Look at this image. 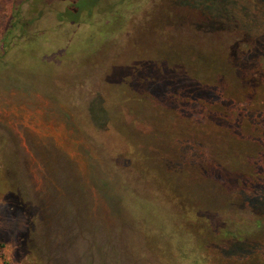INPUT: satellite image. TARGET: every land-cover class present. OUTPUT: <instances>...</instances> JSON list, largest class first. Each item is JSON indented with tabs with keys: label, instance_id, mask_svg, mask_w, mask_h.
Returning <instances> with one entry per match:
<instances>
[{
	"label": "rangeland",
	"instance_id": "374dc122",
	"mask_svg": "<svg viewBox=\"0 0 264 264\" xmlns=\"http://www.w3.org/2000/svg\"><path fill=\"white\" fill-rule=\"evenodd\" d=\"M229 1L203 0L218 15L211 26L198 0H0V264H197L189 233L174 224L183 213L161 198L160 168L204 209L233 197L223 191L231 182L222 181V194L212 176L231 171L264 208V42L254 61L229 72L217 57L234 28L248 39L264 26L254 21L253 0ZM71 11L89 19L74 24ZM177 48L176 62L169 52ZM187 55L196 67L210 65L203 91L174 89L181 67L166 68L190 63ZM109 84L148 98L136 106L147 123H122L154 143L142 166L109 123ZM189 219L198 231H245L253 221L212 211ZM200 239L195 247L204 252ZM248 249L231 244L222 264H255ZM203 255L196 253L202 264Z\"/></svg>",
	"mask_w": 264,
	"mask_h": 264
},
{
	"label": "trees",
	"instance_id": "16d2710c",
	"mask_svg": "<svg viewBox=\"0 0 264 264\" xmlns=\"http://www.w3.org/2000/svg\"><path fill=\"white\" fill-rule=\"evenodd\" d=\"M70 1V0H69ZM81 1V0H80ZM99 2V0H96V2ZM128 0H120V4L123 2H126ZM177 1V0H176ZM201 1L203 9L206 8L205 4L203 3V0H198ZM209 2H221L227 1V4L229 6L230 1L229 0H207ZM233 3L238 2V0H232ZM193 3H195L193 1ZM254 7H255V12H256V18H254V21L259 22L261 19V24L264 26V0H253L252 1ZM23 2L20 1V4H17L15 12H20L21 7H22ZM76 4V3H75ZM74 4V5H75ZM80 4V3H79ZM112 5V4H111ZM113 8V5H112ZM111 8V10H112ZM234 11L236 7H233ZM212 9V8H211ZM210 7H207L204 10L209 11L208 13L210 14L208 17V22L211 24V26H215L218 24V19L216 13L214 12L215 10H211ZM83 8H81V11ZM110 10V11H111ZM86 11V10H85ZM72 12V13H71ZM69 12L70 14V19L68 21L77 24L79 23L80 20L82 19H89L87 18H82L79 15L76 16L74 11ZM60 14V13H59ZM229 15V14H227ZM58 19L60 22L66 20L64 16L58 15ZM77 21V22H76ZM253 21H250L252 23ZM244 23V22H243ZM17 25V22L13 24V26L10 28L8 33L6 34V37L3 42V47L4 50H7L8 46L6 44V41L9 39V36L15 30V27ZM162 32H164L163 29H161ZM237 27L234 28L232 31H230V34H232L233 37L229 43L225 42L224 44H218V49H219V54L217 55L220 60L225 63V72H229V69H238L243 67V63L248 64L251 61H254L255 58H257L260 55V49L262 48V43L264 42V33L263 34H254V36L251 38L249 37L246 39V35H238L234 34L235 31H237ZM10 34V35H9ZM178 34V33H177ZM170 34L163 33L159 37L160 39H163L164 41V47L167 49H171V46H168L167 43L170 38H168ZM24 36V34H22ZM231 36V35H230ZM167 46V47H166ZM188 53V52H187ZM186 53V54H187ZM171 57H177L176 62L178 59L181 57V50L180 49H175L174 52H169ZM189 55V53H188ZM187 55L188 59L191 61L190 63H176V65H173L171 61L168 63V67L166 69L173 70L175 72H179L181 67V74L179 75L180 77L177 79V82L174 83V89L178 88L179 90L184 89V84H189L192 85V87H195V89H198L197 87H200V90L203 91V89L208 85L207 80H203L201 76L204 75V71L207 67L210 65L204 67L199 66L197 61H193L190 59V57ZM167 54H164L162 57L167 60ZM195 57H199V55H195ZM200 59V57H199ZM165 60L164 63L167 61ZM190 67V69H188ZM179 69V70H177ZM177 70V71H176ZM203 73V74H202ZM213 75V74H212ZM191 78L193 80H191ZM112 80H107V83H110ZM125 83L131 81H126L123 80ZM110 85V88H105L103 92L105 93V98H106V107L109 115V123H112L114 127L116 128L115 131L119 133L125 140L132 146V152H135L140 160H142L141 166L143 164H146V161L144 162V157L147 154H144L143 149H145L146 145L149 144H154L151 142H145L139 139L137 133L133 132L132 130H129V128L125 125H123V121L127 122L128 117L132 119V121H139V123H147L146 121H143L140 114L136 110V106L139 103L143 102H148V98L145 97H140L136 94H133L130 92V88H125V87H117V85ZM113 86V87H112ZM173 89V90H174ZM199 90V89H198ZM207 90V89H206ZM211 93H213V88H211ZM168 92L165 91L163 94H167ZM142 145V147L140 146ZM144 167V166H143ZM145 168V167H144ZM146 169V168H145ZM169 170H164L162 168L159 169L158 173L160 175V178L163 179L162 183L165 185L163 189H161L162 185H160V180L158 182V188L161 193V198L164 199L166 197L172 198L173 200L176 201V205L178 209L183 213L181 221H175V226L177 227L178 230H183L184 228L185 231L189 233L188 236H183L184 233L178 232L176 233L175 230L171 231V235L175 236L180 235L186 238L188 243L192 242V248L189 251L190 256L195 259V263L197 264H202L200 261H198V258L196 256V253H204V254H209L207 257L203 255L202 257V262L204 264H222L226 263L227 257H222V253L224 254V251L230 247L231 244L234 245H244L247 244L249 246L248 253L244 254L246 256H251L252 259L254 260L255 264H264V208L257 206L256 204L252 203L250 199L246 197V195L241 192L240 189H238V179L234 173L231 171L228 172H222L218 173V171H214L212 176H216L218 179H220V186L217 185V190L218 188L223 189V180H226L229 185L224 187L223 191L226 193L232 195L233 197H227V199H224V204L220 205L218 208H210V209H204L201 206L198 205V203H191L189 202L190 196L187 190H184L180 185L172 182L169 180L170 174ZM169 175V176H168ZM171 179V178H170ZM225 185V184H224ZM232 185V186H230ZM219 189L218 191L221 192L222 190ZM222 193V192H221ZM166 196H165V195ZM224 194V193H222ZM12 195V194H11ZM165 196V197H164ZM17 202V201H16ZM18 203V202H17ZM19 204V203H18ZM21 205V204H19ZM208 211L214 212L215 216H220V215H228L229 213H245L249 214L253 221L249 224H245V231H240L237 230H232L229 224L221 225V226H215L213 229H208L206 226L204 229L198 231L199 229L196 228L194 225V221L190 220L189 217H200V215L207 214ZM172 224V225H174ZM231 224V223H230ZM211 226V225H210ZM212 228V226H211ZM234 231H237L236 233ZM205 237V242L204 244V252L198 250L195 247V242L196 240H201L200 237ZM184 241V240H183ZM216 251V252H214ZM226 254V252H225ZM240 257V256H239ZM201 258V257H200ZM223 258V259H222ZM224 261V262H223ZM229 261V258H228ZM240 263L241 262V257L239 259Z\"/></svg>",
	"mask_w": 264,
	"mask_h": 264
}]
</instances>
